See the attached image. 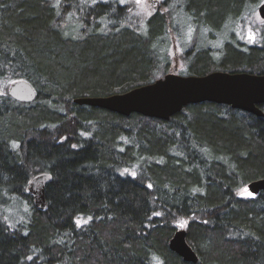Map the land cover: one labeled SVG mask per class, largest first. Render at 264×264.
Instances as JSON below:
<instances>
[{"label":"trees","instance_id":"obj_1","mask_svg":"<svg viewBox=\"0 0 264 264\" xmlns=\"http://www.w3.org/2000/svg\"><path fill=\"white\" fill-rule=\"evenodd\" d=\"M134 1L0 0V264H192L168 248L181 228L196 264H264V194H238L264 178V116L204 102L163 121L73 103L170 73L165 39L183 12L217 25L261 0H170L150 17ZM258 25L254 43L226 42L217 59L195 35L178 74L263 75ZM15 80L33 103L7 95ZM39 173L45 210L26 192ZM14 202L25 209L9 224Z\"/></svg>","mask_w":264,"mask_h":264},{"label":"water","instance_id":"obj_2","mask_svg":"<svg viewBox=\"0 0 264 264\" xmlns=\"http://www.w3.org/2000/svg\"><path fill=\"white\" fill-rule=\"evenodd\" d=\"M258 14L264 20V3L259 6ZM6 92L12 100L23 104L33 103L36 99L34 88L25 80L12 81L7 85ZM204 102L227 105L263 117L259 105L264 104V74L216 71L204 76H181L173 69L151 84L122 94L73 100L78 106L100 108L125 117L137 114L163 121H168L187 105ZM50 181L47 173H39L27 183L26 192L38 210L46 209L44 191ZM247 188L253 197L264 194V178L250 182ZM186 237L184 229L177 230L168 240V248L184 262L196 264L199 258Z\"/></svg>","mask_w":264,"mask_h":264},{"label":"rangeland","instance_id":"obj_3","mask_svg":"<svg viewBox=\"0 0 264 264\" xmlns=\"http://www.w3.org/2000/svg\"><path fill=\"white\" fill-rule=\"evenodd\" d=\"M159 1L161 3L159 8H161L162 11L161 9L160 10L158 9L157 11L163 12V8H162L163 2L162 1L164 0H159ZM134 2L136 4L135 6L137 10L142 12V15L144 17H150L152 13L154 14L155 11H151L152 10L151 1L140 0L139 3H137V1H134ZM260 2L262 1H259L257 4H251L249 7V10L248 9L246 10V12H249V14L251 15L249 20L248 19L245 20L246 24L250 22H256L255 21L256 19L258 21L255 10L257 9ZM175 17L176 16H174V18ZM208 18L209 17L206 18L207 21H209ZM179 20L182 22L183 25L186 26L185 29L181 31H175L177 35L175 34V32L170 33L171 32V29H170L169 35L166 36V39H165L166 48L164 47L163 58H165L164 60L168 61L167 63L168 69H170L171 72L173 69H176L178 73L184 70L185 64L182 61L184 58L179 59V57L184 56L186 52H191L190 51L191 45L195 46V42H196L197 36H195V34L198 35L200 43H201L199 47L204 48L205 45H207L206 47L209 48L210 46V49H213V52L211 53L213 54L212 56L215 59L220 57V54L222 53V48L224 47L226 42H229L231 40H234V41L236 40V41H241L243 43L248 42L249 44H251V43H254L258 37L255 33H251L250 31L247 32V29L244 30L242 35L237 34L236 29L241 26L240 23H243V22H237V20H234V21L226 20L225 22H223V24H220V26H219V23L217 25L215 24L211 25L205 20L195 19V21H193L192 19L184 18L182 16L179 17ZM218 26L220 28L219 31L217 30ZM194 27L197 28L196 32L194 30ZM215 30L217 31V33ZM221 31H223V33ZM250 36L254 37V39H250L249 38ZM161 51H162V47H161ZM238 194L241 197H245V198L253 197V195L249 192L247 186L242 187ZM19 207H21L22 210L25 209L24 204L19 203V202H14L8 208H5L6 212H4L3 215L7 213L6 214L7 218L4 219L7 223L11 224L12 222L13 224H15L16 222L19 221V219L22 217V212H15V209ZM12 212H15L16 216H14ZM9 219H11V221Z\"/></svg>","mask_w":264,"mask_h":264},{"label":"flooded vegetation","instance_id":"obj_4","mask_svg":"<svg viewBox=\"0 0 264 264\" xmlns=\"http://www.w3.org/2000/svg\"><path fill=\"white\" fill-rule=\"evenodd\" d=\"M262 2H260L259 3V5H258V7H257V9L255 10V12H256V16H257V18H258V21H260V22H263L264 23V20L263 19H261L260 18V16H259V14H258V8H259V6L261 5V4H263L264 3V0H261ZM171 2H170V0H164L163 1V4H164V6H165V8L168 10L169 9V4H170ZM151 4H153V2H152V0H151ZM172 4V3H171ZM250 3H249V1H244V3H243V5H242V7H241V9L239 10V12L237 13V16H224L223 18L224 19H222V21H221V23H219V26H220V24H223V21L225 22L226 20H237V22H243V23H240V27L239 28H235L236 29V33L237 34H240V35H242V33L244 32V30H246L247 29V32H251V33H255L256 35H259V33L261 32V31H263L262 30V28L261 27H259V25L258 26H254V28H250V23H248V24H246L245 23V20L246 19H248L249 20V18H250V14H249V12H246V10L248 9L249 10V7H250ZM153 6V8H152V10L151 11H155L156 12V10L158 9V7L160 6V1H157L156 2V5H152ZM171 6V5H170ZM247 7V8H246ZM164 8V7H163ZM164 8V11L166 12V9ZM246 8V9H245ZM184 9V8H183ZM245 9V10H244ZM185 10V9H184ZM154 12V13H155ZM181 12V11H180ZM178 14H179V12H178ZM152 15H153V13H152ZM182 17H184V18H188V19H192L193 21H195V18L193 17V15L191 14V15H188V17H186V14H185V12H183V14H182ZM255 21H257V19L255 20ZM219 26L217 27V30L219 31L220 30V28H219ZM185 25H184V27H177V28H175V30H177V31H181V30H184L185 29ZM188 27V26H187ZM194 30H195V32H196V30H197V28L196 27H194ZM216 31V30H215ZM222 33H223V31H221ZM216 33H217V31H216ZM195 35H197V34H195ZM249 44V43H248Z\"/></svg>","mask_w":264,"mask_h":264},{"label":"snow or ice","instance_id":"obj_5","mask_svg":"<svg viewBox=\"0 0 264 264\" xmlns=\"http://www.w3.org/2000/svg\"><path fill=\"white\" fill-rule=\"evenodd\" d=\"M140 2V0H137V3H139ZM250 39H254V37H252V36H250L249 37Z\"/></svg>","mask_w":264,"mask_h":264},{"label":"bare ground","instance_id":"obj_6","mask_svg":"<svg viewBox=\"0 0 264 264\" xmlns=\"http://www.w3.org/2000/svg\"><path fill=\"white\" fill-rule=\"evenodd\" d=\"M237 73V72H236ZM239 73H241V72H239ZM243 73V72H242ZM194 251V250H193Z\"/></svg>","mask_w":264,"mask_h":264}]
</instances>
